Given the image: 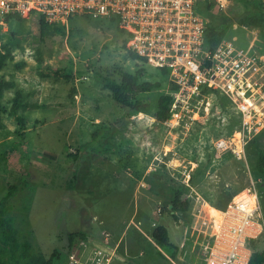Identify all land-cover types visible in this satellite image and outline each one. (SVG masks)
<instances>
[{"label":"rangeland","instance_id":"1","mask_svg":"<svg viewBox=\"0 0 264 264\" xmlns=\"http://www.w3.org/2000/svg\"><path fill=\"white\" fill-rule=\"evenodd\" d=\"M260 4L238 0L202 14L215 25L232 20L225 40L261 63L264 36L238 22ZM113 19L75 17L57 26L59 32L49 26L40 39L29 16L0 34L8 56L0 81L16 84L1 102L0 220L11 224L18 255L24 249L43 258L54 250L64 254L69 236L82 233L112 255L109 264H207L211 251L227 247L234 196L248 190L258 195L261 217L255 236L246 240L258 238L264 233V179L253 168L258 150L264 151V128L249 141L246 135L237 140L243 117L221 89L193 95L191 104L201 96L204 103L189 106L182 119L157 121L158 99L177 88L168 74L130 58L121 45L126 35ZM97 72L116 82L130 74L139 84L157 83L137 97L146 113L116 106ZM16 92L23 104L17 111L22 138L8 114ZM18 141L26 148L22 176L2 162ZM9 185L18 190L5 198ZM179 185L187 189L190 206L175 222L169 203L171 187ZM158 226L168 232L166 246L152 238ZM1 231L2 261L9 253ZM241 251L250 256V250Z\"/></svg>","mask_w":264,"mask_h":264},{"label":"built area","instance_id":"2","mask_svg":"<svg viewBox=\"0 0 264 264\" xmlns=\"http://www.w3.org/2000/svg\"><path fill=\"white\" fill-rule=\"evenodd\" d=\"M234 1L238 0H0V34L12 16L22 19L38 13L48 24L56 25L75 17L117 18L120 30L130 37L128 51L155 69L167 71L177 88L169 111L173 119H182L189 106L204 103L201 96L191 104L193 95L199 97L204 89H221L243 117L240 138L246 135L249 141L264 128V60L260 63L257 55L247 54L225 39L210 52L204 41L202 11L210 4L225 9ZM209 104L207 101L203 110ZM248 193L255 198L253 209L242 213L233 202L227 247L211 251L207 264L247 263L241 250H247L244 241L255 236L252 233L260 228L261 217L257 193ZM111 259L102 247L81 240L60 264H109Z\"/></svg>","mask_w":264,"mask_h":264},{"label":"trees","instance_id":"3","mask_svg":"<svg viewBox=\"0 0 264 264\" xmlns=\"http://www.w3.org/2000/svg\"><path fill=\"white\" fill-rule=\"evenodd\" d=\"M217 8L212 4L208 5L204 11L213 10ZM31 19L37 25L40 39L46 36L49 26L52 25L54 32H59L56 24H48L45 21L43 15L35 13L31 15ZM204 23V41L205 47L208 51L213 52L219 44L225 39L228 31L233 27V21L230 19H223L219 24H212L203 15ZM117 26H119V20L117 18L113 19ZM22 19L19 16H12L7 19V23L20 22ZM238 22L243 27L248 28H258L261 34L264 36V5L261 3L254 11L239 18ZM121 32H123L121 30ZM130 37L124 36L121 40V45L123 48L126 47ZM5 49L0 37V70L4 68L6 59L8 56L3 52ZM131 59L135 61L145 62L142 58L129 52ZM162 74H168L165 70H159ZM97 80L102 84L104 90H107L112 98L113 103L120 107L122 110L136 111L140 113H146V105L143 104L137 97L144 93H149L159 87L157 83L143 82L138 83V79L130 74H124L120 82H116L111 76L96 73ZM16 84L14 82L0 81V123L3 119V114L6 112V108L2 105V100L5 93L11 89H14ZM172 104V96L163 95L158 99L157 111L154 117L159 122H166L170 118V107ZM21 95L19 92L15 93L12 99L11 107L9 108L8 114L10 117L18 124L17 134L19 137H23L21 130L24 126L23 119L21 116L17 115V111L22 107ZM92 149V148H91ZM25 144L23 141H18L9 150H7L2 156V162L4 167L9 171H14L21 176L24 174L22 172L23 166L21 164V159L25 153ZM93 151V150H91ZM77 156H74L76 158ZM253 173L260 178L264 179V151L258 150L257 158L255 161V166L253 168ZM193 178L191 177L190 180ZM18 190L16 185H9L6 192V197L9 198ZM170 211L173 213L172 218L175 222L178 221V214H185L189 210L190 201L187 198V189L182 185L171 187V199H170ZM263 223H264V214ZM1 232L4 238V244L7 246L6 252L9 256L7 260L0 259V264H60L64 258L67 251L78 241L85 240V235L82 233L71 234L68 239V248L66 253L61 254L57 250H54L48 258H43L41 256H32L26 251L21 256L18 255L17 251L20 246L16 242V235L10 223L4 220H0ZM152 238L159 246H166L168 244V232L166 228L162 226L156 227L152 232ZM246 248L250 250V256L246 264H264V233H262L258 238H249L246 240Z\"/></svg>","mask_w":264,"mask_h":264},{"label":"bare ground","instance_id":"4","mask_svg":"<svg viewBox=\"0 0 264 264\" xmlns=\"http://www.w3.org/2000/svg\"><path fill=\"white\" fill-rule=\"evenodd\" d=\"M232 92H234V88L231 87ZM248 101V100H247ZM249 102V101H248ZM237 140L240 139V134L237 133ZM242 150V149H241ZM243 151V150H242ZM172 162V161H171ZM179 162V161H178ZM173 164V163H172ZM234 204H236L242 213H249L255 204V198L251 196L248 191H242L236 196H234ZM231 220V219H230ZM224 223V222H223ZM222 226V225H221ZM226 226V225H225ZM223 227V226H222ZM220 244V243H219Z\"/></svg>","mask_w":264,"mask_h":264},{"label":"crops","instance_id":"5","mask_svg":"<svg viewBox=\"0 0 264 264\" xmlns=\"http://www.w3.org/2000/svg\"><path fill=\"white\" fill-rule=\"evenodd\" d=\"M248 254H249V251H248ZM248 258H249V256L246 258V262L248 261Z\"/></svg>","mask_w":264,"mask_h":264},{"label":"water","instance_id":"6","mask_svg":"<svg viewBox=\"0 0 264 264\" xmlns=\"http://www.w3.org/2000/svg\"><path fill=\"white\" fill-rule=\"evenodd\" d=\"M170 208H171V206H170Z\"/></svg>","mask_w":264,"mask_h":264}]
</instances>
